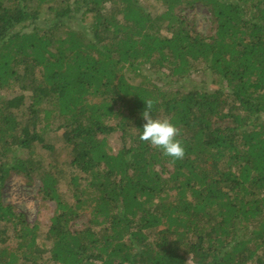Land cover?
Returning <instances> with one entry per match:
<instances>
[{
	"label": "trees",
	"instance_id": "trees-1",
	"mask_svg": "<svg viewBox=\"0 0 264 264\" xmlns=\"http://www.w3.org/2000/svg\"><path fill=\"white\" fill-rule=\"evenodd\" d=\"M154 1L0 0V264H264V0ZM200 69L219 86L187 88ZM147 100L182 160L139 140ZM57 150L68 171L36 163ZM13 173L54 203L44 230L3 202Z\"/></svg>",
	"mask_w": 264,
	"mask_h": 264
},
{
	"label": "rangeland",
	"instance_id": "rangeland-1",
	"mask_svg": "<svg viewBox=\"0 0 264 264\" xmlns=\"http://www.w3.org/2000/svg\"><path fill=\"white\" fill-rule=\"evenodd\" d=\"M144 4L147 5L150 11L154 13H159L162 11V6L159 2L154 0H143ZM182 14L187 18L189 22L202 34H208L210 31V15L207 9L196 4L192 8L183 9ZM129 81L132 83H137L139 81L138 76L131 75L128 77ZM214 77L210 75L208 71L203 69L192 71L189 74L188 81L186 82L187 88L196 87L214 89L219 86L218 82H215ZM183 82H179L177 85H181ZM191 84V85H190ZM192 86V87H191ZM167 90H176V88L166 87ZM6 92V93H5ZM14 93L12 90L3 91V94L10 95ZM25 105L17 114L22 117L23 113L26 112L25 106L29 103L30 92H26ZM60 135L61 131L54 130L50 132L48 138L50 141L54 142L57 148L60 147ZM108 146L112 153H115L122 145L119 133H113L107 137ZM39 156H35L36 163L42 168L57 167L62 171H68L69 167L66 163H63V155L57 150L54 155L48 156L45 152L39 151ZM64 183V182H62ZM60 186L63 188V184ZM40 182L35 177L31 182L27 183L25 179L19 176L17 173L11 174L4 182L2 195L3 202L5 204L11 205L15 212L23 215L24 220L32 224L36 220L40 221L42 229L44 230L48 225V218L54 209V203L52 201L43 200L40 198L39 194ZM66 193V192H65ZM42 233V232H41ZM47 257V255H45Z\"/></svg>",
	"mask_w": 264,
	"mask_h": 264
},
{
	"label": "clouds",
	"instance_id": "clouds-1",
	"mask_svg": "<svg viewBox=\"0 0 264 264\" xmlns=\"http://www.w3.org/2000/svg\"><path fill=\"white\" fill-rule=\"evenodd\" d=\"M146 109L141 113L144 120L143 130L139 140L161 151L165 157L173 161L182 160L185 156V147L181 136V128L169 118H154L152 109L154 101H145Z\"/></svg>",
	"mask_w": 264,
	"mask_h": 264
}]
</instances>
